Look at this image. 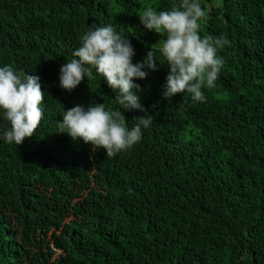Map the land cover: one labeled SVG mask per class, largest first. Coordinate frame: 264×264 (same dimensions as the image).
<instances>
[{"label": "trees", "instance_id": "16d2710c", "mask_svg": "<svg viewBox=\"0 0 264 264\" xmlns=\"http://www.w3.org/2000/svg\"><path fill=\"white\" fill-rule=\"evenodd\" d=\"M171 2L0 0V64L45 93L35 134L0 142V264H264V0H204L202 34L230 41L205 102L163 98L161 65L135 81L153 123L131 149L107 157L57 132L63 107H116L97 76L59 87L85 28L114 24L135 63L158 39L139 14Z\"/></svg>", "mask_w": 264, "mask_h": 264}, {"label": "clouds", "instance_id": "9594fccd", "mask_svg": "<svg viewBox=\"0 0 264 264\" xmlns=\"http://www.w3.org/2000/svg\"><path fill=\"white\" fill-rule=\"evenodd\" d=\"M138 18L143 29L158 34L141 60L134 63L130 40L114 24L104 23L87 26L71 58L59 66L62 90L70 92L82 80L97 76L114 93L116 107L104 102L75 104L63 107L58 121L57 132L89 144L93 151L102 148L107 157L131 149L142 139V129L153 123V116L140 102L142 89L136 80L167 65L163 98L187 93L193 102H205L203 90L215 87L224 65L219 52L230 44L223 33L202 34L207 18L204 0H172L167 9L159 10L144 7ZM44 96L38 75L0 64V142L19 146L35 134L45 114ZM128 110L144 114L129 125L124 115Z\"/></svg>", "mask_w": 264, "mask_h": 264}]
</instances>
